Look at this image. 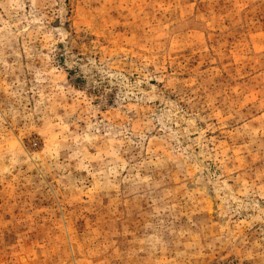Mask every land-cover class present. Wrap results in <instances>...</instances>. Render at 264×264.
Here are the masks:
<instances>
[{
    "label": "rangeland",
    "instance_id": "1",
    "mask_svg": "<svg viewBox=\"0 0 264 264\" xmlns=\"http://www.w3.org/2000/svg\"><path fill=\"white\" fill-rule=\"evenodd\" d=\"M0 264H264V0H0Z\"/></svg>",
    "mask_w": 264,
    "mask_h": 264
}]
</instances>
